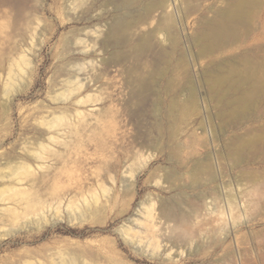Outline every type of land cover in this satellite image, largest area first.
<instances>
[{
    "label": "rangeland",
    "instance_id": "obj_1",
    "mask_svg": "<svg viewBox=\"0 0 264 264\" xmlns=\"http://www.w3.org/2000/svg\"><path fill=\"white\" fill-rule=\"evenodd\" d=\"M244 2L222 16L239 0H0V34L30 60L11 77L0 62V150L46 138L61 152L45 153L60 174L47 191L63 195L59 210L1 214L0 264H264V118L233 121L249 111L224 107L208 81L264 54V0ZM209 22L237 39L212 50ZM65 115L73 125L48 129ZM83 119L93 131L79 139ZM58 129L69 147L48 139ZM84 175L98 203L71 209ZM148 204L157 247L140 224Z\"/></svg>",
    "mask_w": 264,
    "mask_h": 264
},
{
    "label": "bare ground",
    "instance_id": "obj_2",
    "mask_svg": "<svg viewBox=\"0 0 264 264\" xmlns=\"http://www.w3.org/2000/svg\"><path fill=\"white\" fill-rule=\"evenodd\" d=\"M239 2L240 3H238L237 5L236 3H234L229 8L227 7V9L221 10L219 14L222 16H232L234 14L242 13L244 11L243 4H246V2H244V0H239ZM3 8L5 7L3 6ZM5 9L2 10V13H4L3 16L6 19H2L0 17L1 32L2 26L4 27V21L6 26V22L10 20V17H8V12L9 16H11V11H8L9 9H6L8 11L7 12ZM8 18L9 20H7ZM207 26L208 28L203 32V38H209V36L215 37V42L213 41L214 44L209 47L212 50H219L220 48H224L222 46H224L223 43L224 41H226V39L227 44H231L232 42H234V39L236 38L235 32H227L224 29V25H222L221 23L209 22ZM207 46L208 45H206L205 47ZM15 49V43L12 42L7 35L2 36L0 34V62L2 60H7V74L9 77H11L12 74L15 73L16 68L23 70V64H30V60L24 54H20L17 57L15 55ZM243 61L244 62L241 67H237L238 65L234 66L235 64H233V67L229 65L228 67L230 68L225 69L228 70L227 74L219 71L216 76L212 78L209 77L208 81H212V84L210 85V82L208 84L210 85V92L214 96L219 95L220 100L223 102L221 103L222 105H224V107L227 106L228 108L231 107L233 109L242 108L246 111H249V115L242 114L241 116H238L236 113V115H234L233 121H237L240 118L241 120L242 118H247L251 121H258L264 118V54H261L260 52V54L247 55L244 56ZM228 83L229 85L226 86ZM80 87L81 85H78L76 87L71 88L69 91L72 93L74 90L80 89ZM7 97V99H10L11 96ZM83 101H85V99L77 100V102ZM4 108L5 110L10 109V100H8V102L7 100L6 102H4ZM76 114L77 116H80L82 112L76 110ZM83 120L86 122L85 126L89 124L88 121H86L85 119ZM73 124L74 123L71 122L69 118L67 119L66 115L58 116L57 119L54 120L53 124H50L48 126V129L62 125L70 126ZM86 127L87 128L85 129L87 130L85 132L90 130V128L88 129L89 125ZM91 130L93 131V129ZM59 131H62V134H60L62 137L59 136ZM70 132L72 131L58 129V131L55 132L57 135L51 134L49 135L48 139H50L51 142L54 141L55 143H57V145L61 144L69 147L70 143H68L67 140L64 138V134L70 135ZM85 132H82L79 135V139L82 135H84V138L90 135L88 132ZM11 136L12 134L9 133L4 138V140H7ZM91 138H93V136ZM33 141L36 144L35 148H32L28 144ZM33 141L25 139L18 143V145L16 146L12 145L13 149L11 148V150H13V154L8 153L7 151L4 152L3 149V151L0 150V201L5 203L4 206L0 208V218L2 219L3 217H1V214H4L5 211L7 212L8 217L5 220L18 219L19 217H21V214H25L24 218H27L29 215H39L40 212L44 211V208L48 206L51 207L55 203H57L56 208L57 210H59L63 195H61L60 193H56L54 195V193L48 192L47 190L49 188L47 185L48 183L49 185H51L52 183L56 182L60 174H58L57 172H51L52 166L50 164H44V160H46L47 157L45 153L49 152V155H56L58 157L59 155H61V152H59L53 147L48 146L46 138L43 139L37 137ZM78 141L81 142L80 140ZM88 145H90V142ZM85 153L83 155V158H90L88 156L85 157V155H87V153H90V151H86ZM63 156H65V154ZM61 159L64 160L65 157H62ZM37 161H41V163ZM35 162L36 165H34ZM129 174L130 175L128 176H130V183L129 181L127 182L134 188L136 183L135 171H130ZM126 175L127 174H125V176ZM79 178L80 180L78 182H74L75 188L73 190V193L72 191L70 192V194L72 195L67 203V207H70L71 209H75L74 207H78L77 200L79 199V197H82L83 199L87 200V194L93 196L95 203H98L99 200L95 187L96 183L94 181H91L90 178L85 175L80 176ZM50 181L52 182L50 183ZM103 191H107V188H103ZM152 206V204H148L145 206L143 211L144 219L140 220V224L143 226V232L145 233V235L149 237L150 244L154 247H157L155 237L158 236L154 234V231L156 230V226L158 227L157 224L160 223V221L155 218V220L158 222H154ZM91 209H93L92 205L88 204L87 210ZM135 235L136 233L133 232L132 236ZM176 260L177 259H175V261Z\"/></svg>",
    "mask_w": 264,
    "mask_h": 264
}]
</instances>
